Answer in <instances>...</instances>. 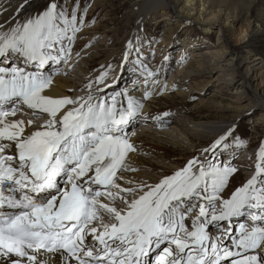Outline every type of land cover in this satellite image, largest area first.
Returning a JSON list of instances; mask_svg holds the SVG:
<instances>
[{"label":"snow or ice","instance_id":"6c2138e0","mask_svg":"<svg viewBox=\"0 0 264 264\" xmlns=\"http://www.w3.org/2000/svg\"><path fill=\"white\" fill-rule=\"evenodd\" d=\"M6 2L0 0V64H10L0 67V264H264V150L255 175L228 198L237 169L217 158L233 141L243 143L232 127L158 183L123 187L135 152L125 129L142 101L126 91L110 104L93 103L92 95L83 103L48 95L51 76L16 61L40 69L70 56L83 16L78 20V5L69 14L47 0L43 11L19 20L27 0L15 9ZM132 47L129 41L126 59ZM118 96L126 107H117ZM18 104L50 119L26 132L24 121L7 120Z\"/></svg>","mask_w":264,"mask_h":264},{"label":"rangeland","instance_id":"374dc122","mask_svg":"<svg viewBox=\"0 0 264 264\" xmlns=\"http://www.w3.org/2000/svg\"><path fill=\"white\" fill-rule=\"evenodd\" d=\"M205 1L210 4L211 8H213L214 14L221 11L220 16L223 17L225 21L228 19V23H223L226 27L223 36V45L228 48V51H231L232 54L238 52L242 56L252 53L264 58V0ZM141 2L142 0H57L60 7L69 14H71L73 7L78 5V20L83 16V24L79 26L84 27L86 25L88 29V33L86 34L90 35H85L86 37L81 40L82 42L78 48H75L76 42L70 44L71 49L75 48L79 52H85L88 50V58L92 55L93 50H95L96 52L94 53L98 54V58H96L95 61H98V59L107 52L112 51L117 54L114 60L110 62L108 68L102 71L103 73H101V75L104 76L103 82H100V79H98L96 83L90 84L91 87L88 85L84 91V93L92 94L97 88H103L106 85H109L106 83L111 81L109 87L103 88L105 90H102L107 96H105V98H97L95 102L102 99L110 103L109 98L122 88L124 89L130 83L129 80L126 81L123 77H126L124 76V73H130L133 70L130 68L131 65L125 70L128 62L125 63L124 60L127 59L123 60V58L126 51H129L128 44L134 33L137 20L134 15L138 11ZM46 3L47 1L35 9L33 8V10L28 12L27 15L21 18V20L33 17L37 15V13L43 11ZM169 5L166 10L159 9L144 23L141 38L138 39V43L136 42L133 45H136L135 48L132 47V49L134 48V51L132 49L130 50L132 57L134 55L136 61H138V56H143L145 51H150L149 54L151 56H149L147 65H144L146 70H150L149 73L153 72L155 66L164 65L165 62L169 65L168 73L163 81L164 90L166 87L165 85H168L173 72L177 71L179 64L189 67L187 72L191 70L194 72L198 69V65L193 64L191 67L189 66L191 60L190 55L198 49L207 48L208 44H214L217 42L216 35H206L204 33V26L200 24L196 17L189 16L181 11L173 1H170ZM85 9H87L86 13ZM164 15H168V19L161 22V18ZM87 24L89 26H87ZM256 26H259L260 30L256 31ZM242 31H246L245 36L247 37L245 41L240 39V33ZM189 40L191 41V45L188 47L189 49H187L186 54L184 55L181 53L184 51L183 48H186L183 43ZM154 49L160 50V54H165L167 52L162 60V62L164 61L163 63L155 64L156 53L153 51ZM63 59L66 60V58ZM64 60H62L63 63L65 62ZM97 63L98 62H96V64ZM133 64L137 67L135 61ZM64 67L65 66L62 64L60 71ZM74 71L81 74V76H86V74L80 72L81 70L79 69ZM51 73L54 72H50V75ZM239 75L242 79L241 73ZM84 81L85 80H81L82 83H84ZM182 82V80H179V83ZM89 83H91V81L88 82L86 80L85 84ZM174 83L175 84L171 89L170 98L163 96V89L159 94H156L155 112L146 113V116L148 117L146 123H150V125L154 126V122H162V120L168 119L169 121L167 125L171 126L175 123L173 120H176L184 111L188 113L190 112L189 114L192 115L193 119L196 121L233 122V136L238 137L243 143L233 141L232 147L229 148L223 156L217 158L218 160H222L224 164H230L237 169V171L229 177L228 185L223 193L224 198H228L236 188L245 183V177L240 174L243 166H241L239 160H242V156L247 154V157H245V160L247 161L251 155H255L258 150H262L264 147V121L262 117L264 112L256 110L253 112H242L236 116L234 110L227 109L230 105L245 108V106L249 104L250 98L254 97V93L251 89H248L247 98L240 101L224 89L220 91L216 83L207 82V80H203L202 77L197 75L188 78V80L183 82L181 86L178 82ZM218 103H221L225 107V110L219 111L212 106ZM166 112L170 115L164 116L163 114ZM141 116L142 115L140 114L136 120ZM154 117H160V119L156 120ZM140 124L141 122H134L133 126L128 128L126 126V129L127 131L133 130ZM147 128L148 127H146V129ZM128 137L130 140L132 137L131 133L128 134ZM229 139L230 141L232 140L231 137ZM210 143V141H203V144L207 146ZM195 144L192 152L182 156L180 152H172V149L162 146L155 141L150 140V138H146L138 149L142 151V153H140L142 156H144L143 152H145L144 157H146L147 162H151L155 167H157L156 164H160L162 159L171 162V159L179 158H182V160L178 165L182 167L194 156L204 155L203 153H199L198 142ZM248 152H250V154ZM250 164H253L252 167L255 166L254 168L251 167V172L254 174L257 169V163L256 165H254V163ZM195 215H197V213L192 214V216H187L186 222H188L187 225L189 227L192 224ZM241 220L244 221V218H241ZM244 222L251 224L250 220ZM232 223L234 224V231L238 233L239 227L237 222L233 221ZM223 226L224 228H228L229 223L226 224L223 222Z\"/></svg>","mask_w":264,"mask_h":264},{"label":"bare ground","instance_id":"6f19581e","mask_svg":"<svg viewBox=\"0 0 264 264\" xmlns=\"http://www.w3.org/2000/svg\"><path fill=\"white\" fill-rule=\"evenodd\" d=\"M45 1L47 0H27V3L24 4V8L20 12L18 19L21 20V18L27 15L28 12L32 11L33 8L35 9ZM170 1H173L174 4H176L180 8V10L187 15L196 17L199 20L200 24L204 26V33L206 35H216L217 42L214 44H208L207 48L198 49L190 55L191 60L189 66L191 67V65L193 64L198 65V69L194 72L192 70L187 72L189 67H185L184 65L179 64L177 67V71L173 72L168 85H165V90L163 89V81L166 74L168 73L169 67L166 62L161 66L154 65L155 69L153 70L152 74L149 73L150 70H146L144 68V65H147L148 63L147 61L149 59V56H151L149 54L150 51H145L143 53V56H138L137 60L139 62L136 61L134 55L132 57V54H130L127 60H124L126 59L124 56L123 60L125 61V63L128 62L125 70L129 68L128 66L131 65L130 68L133 71H131L130 73H124V76H126L123 77L124 80H129L130 83L124 89L122 88L118 92L126 91L129 95L135 97L137 100L142 101L143 108L141 111L142 116L137 120L135 118L134 120L130 121L127 125V128L133 126L134 122H141V124L130 131H127V129H125L128 134L131 133L132 135L130 142L135 146V152L129 153L127 164L130 170L125 171L123 173V179L119 181L123 187L132 186L127 184L126 181H132L133 185L139 184L140 182H146L147 184L154 185L165 176H170L175 171L185 166L184 165L180 167L178 165L181 162L182 158L171 159V162L162 159L160 164H156L157 167L153 166L151 162L148 163L146 157H144L145 152H143L144 156H142L140 154L142 153V151L138 149L146 140V138H150V140L172 149V152H180L182 156L192 152V149H194L196 142H198L199 153H202L201 150L207 146L203 144V141L212 142L221 130L227 129L229 127L233 128V122L196 121L193 119V116L189 114L190 112L188 113L186 111L182 112L183 114L181 113V115H179L176 120L174 119L173 121L175 123L171 126L167 125L169 121L168 119L162 120V122L156 121L153 123L154 126L150 125V123H146L148 118L146 116V113L155 112L156 94H159V92L163 89V96L170 98L171 89L175 84L174 82L179 83V80L186 82L188 78L197 75L202 77L203 80H207V82L216 83L220 91L224 89L226 92L235 96L240 101H243V99L247 98L248 89H251L254 93V97L250 98L249 104L246 105L245 108L230 105L227 109L234 110V112H236V116H238L242 112H253L256 110H261L264 112V58L252 53H248L245 56H242L238 52L232 54L231 51H228V48L223 45V36L226 28L223 23L227 22L228 19L225 21L224 18L220 16L221 11L214 14L213 8H211L210 4L205 0H142L140 7L136 12L137 14L135 13L134 15L137 20L134 33L130 40L132 42V45H134L136 42L138 43V39L141 38V32L144 23L159 9L166 10ZM23 2L24 0H7V2L4 3V7L7 8L9 7V5H11L12 9H15L16 6ZM10 11L11 15L15 16V11ZM167 19L168 15H164L161 18V22H164ZM3 20L4 17L0 16V22H3ZM87 26L89 25L87 24ZM82 27L83 26H80V31L76 33V39L74 41L76 42L75 48H78L80 46L82 42L81 40L86 37L85 35H89L86 34L88 33L86 25L83 27V29ZM255 30H260V27L256 26ZM245 34L246 31H242L240 33V39L242 41H245L247 37L245 36ZM183 45L184 47L186 46V48H183L184 51L181 53L185 55L187 49H189L188 47L191 45V41L189 40L183 43ZM68 47H70L71 52L70 56H68L66 60H64L62 57V60L65 61L64 63L62 60L60 62L50 61L40 69H37L32 65H24L19 60H17L16 63L18 66L25 67L26 71L34 72L39 70L45 75L46 73L50 75V72H54V75L51 76V78L55 79L53 87L46 91V93L52 97H69L73 100H79L80 103L86 101L89 95L93 96V103H95V100L97 98H105L107 94L103 93L104 91L102 90H105L103 88L109 87L111 81L106 83L109 85H106L103 88H97L92 94L84 93V91L86 90V87H88V85L92 83L94 84L98 79H100V77L102 76L101 73H103L102 71L108 68L110 62L114 60L117 54L112 51L107 52L101 58H99L98 61H95L96 58H98V54L94 53L96 52L95 50H93L92 55H90L88 58V50L85 52H79L75 48L71 49L70 45H68ZM133 47L135 48L136 45ZM134 48L132 49L133 51ZM153 51L156 53L155 64L161 63L167 52L165 54H160V50L154 49ZM134 61L137 67L133 64ZM96 62L98 63L96 64ZM62 64L65 67L60 71ZM8 66L10 65L0 64V67ZM74 68L81 70L80 72L86 74V76H81V74L74 71L76 70ZM240 73L242 75V79L241 77H239ZM81 80H85L84 83H82ZM86 80L88 82L91 81V83L85 84ZM182 83H179L180 86L182 85ZM146 92L151 93V95L145 99ZM109 99L111 103V98ZM116 99L118 102L117 107H120V102H122L125 107L127 106L126 97L118 96L116 97ZM212 106L219 111L225 110V107L221 103ZM16 108L18 109L17 111L23 113V115L20 117L24 119L14 117L12 118V120L8 121L12 122L16 119H19V121H24L26 132L37 130L42 125V123L45 125L46 122L50 119V116L47 113H36L34 112V110L27 108V106L23 104L16 105ZM262 117L264 121V115H262ZM29 120L32 121L31 125L27 124ZM146 127L150 129H146ZM172 132L175 134H173ZM262 150H264V147L262 148ZM262 150H258V152H256L255 155H251L250 158L248 156L249 159L247 161L245 160L247 154H244L242 156V160H239L241 166H243L240 174L241 176L245 177V182L253 175H255L256 172L254 174L251 172V167L253 166V164L250 163H254V165H256V163H259L258 157ZM248 153L250 154V152ZM131 169L136 170L133 171ZM116 203L118 204L119 201H116ZM198 210L199 208L194 209L192 213L188 214V216H192V214L198 213ZM187 223L188 222H186V224ZM225 223L228 224V221H226ZM251 224H247L249 228L251 227ZM210 231L213 236L223 235L222 231L218 230L217 228H210Z\"/></svg>","mask_w":264,"mask_h":264}]
</instances>
